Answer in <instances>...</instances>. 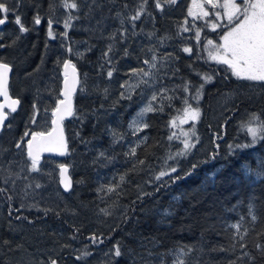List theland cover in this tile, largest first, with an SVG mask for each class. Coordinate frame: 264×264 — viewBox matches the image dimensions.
Masks as SVG:
<instances>
[{
    "label": "trees",
    "instance_id": "1",
    "mask_svg": "<svg viewBox=\"0 0 264 264\" xmlns=\"http://www.w3.org/2000/svg\"><path fill=\"white\" fill-rule=\"evenodd\" d=\"M5 2L14 12L0 30V60L12 68L9 91L19 106L0 132V188L5 189L0 193V264H47L50 258L58 264H264L256 247L264 245V175H258L264 173V141L231 155L228 147L251 142L240 126L252 113L264 117V84L239 80L209 58L204 45L207 39L217 43L222 30L213 32L205 21L190 18L186 0L174 5L159 0L161 9L156 0H75L78 10L64 9L61 0ZM142 3L140 19L131 21ZM16 15L28 31L19 32ZM37 15L40 26L34 23ZM69 15L77 18L66 30ZM152 55L156 68L145 78L151 87L141 85L131 99L121 98L127 91L121 84L136 81L128 74L134 68L149 70L144 61ZM65 59L75 64L80 80L75 115L63 122L67 152L62 159L42 157L39 171L31 172L26 148L16 143L26 144L25 131L50 128ZM204 75L213 78L204 83ZM201 84L200 98L194 99ZM153 92V107L163 111L148 112L130 127ZM185 99L201 110L194 128L192 122L185 126L194 132L195 146L169 160L183 144L168 140L174 131L168 122L185 107ZM170 161L177 168L173 177L183 178L156 180ZM61 164L72 180L68 192L58 182ZM237 223L239 233L231 227ZM116 247L120 257L114 255ZM82 251L90 255L78 260Z\"/></svg>",
    "mask_w": 264,
    "mask_h": 264
},
{
    "label": "snow or ice",
    "instance_id": "2",
    "mask_svg": "<svg viewBox=\"0 0 264 264\" xmlns=\"http://www.w3.org/2000/svg\"><path fill=\"white\" fill-rule=\"evenodd\" d=\"M19 2V0H17ZM147 0H145V3ZM166 3L176 4L177 0H165ZM61 4L66 10H78L79 5L72 0H61ZM156 8L161 9L162 5L159 0H156ZM14 11L12 8L8 6L5 0H0V14L2 18H0V25H4L7 22V14L9 12ZM144 11V3L139 5L138 10L134 15L130 17L131 21H136L140 19L142 12ZM187 15L191 17L193 20H203L205 21V26L210 28L213 32H216L218 29L222 30V34L219 35V43H214L212 39H207V43L204 45V51L208 52V56L211 60L215 61L217 64L225 65L228 70H230L231 75L239 80H245L250 82H259L264 84V0H191V3L187 9ZM77 17H73L71 15L68 16L64 21V28L67 30L72 27L71 21L76 19ZM188 21L186 20L185 23ZM15 23L19 26V32L24 33L28 31V29L22 23V19L20 15H16ZM34 23L39 25L41 23V17L37 15L34 18ZM53 21L50 19L48 21V36L50 38L54 37V33L52 31ZM184 31H189L188 28H184ZM64 36L67 37V31H65ZM195 37L199 41L201 38L200 28H197L195 31ZM3 47V45H0ZM67 51L69 53L73 52L72 48H68ZM112 51L111 46L107 52H104L103 55L108 57L109 52ZM185 53H192L193 49L190 47H185L183 49ZM127 54V53H126ZM78 56H82V53H76ZM157 57L152 55L151 61L145 60L144 64L148 65L149 70H145L144 68L132 69L128 74L130 79L131 77H136V81L133 83H129L126 80L123 84H121V88H125L127 91L121 93V98L131 99L132 92L137 88L141 87V85L151 87L149 84V80L145 79L152 76V72L150 70L156 68L155 61ZM63 89L60 92V96L63 99H57L55 103V107L52 109V128L49 131H25L23 134L24 137H31L26 141V144H22L20 142L16 143V148H26V155L28 160H30L29 171L37 172L39 171L38 165L40 164V154L42 152H57L59 155H65L67 152V142L64 138V129H63V121L66 117H71L75 115V109L72 103V96L77 90V86L79 84V79L76 74V66L70 60L65 59L63 61ZM115 69H113L114 71ZM11 71V66L0 60V96L4 97V103H0V129L5 126V122L9 117L10 113L17 111V105L19 104V100L11 99L9 96V73ZM113 71H109L107 73L108 77L111 78L113 76ZM212 76L204 75L202 79L204 83H208L212 80ZM204 84H201L196 89V96L194 99L199 100L201 95V90L203 89ZM163 91V90H162ZM183 91L188 92L189 86L185 84L183 87ZM171 99V97H161ZM157 100V94L153 92L149 103L141 110L140 113L137 114V117L133 118L130 127L137 123L138 118H142L146 113L153 111H163V108L156 109L153 107L154 101ZM185 107L183 108V114L181 116L173 117L169 122L168 126L171 129H176L178 126H183L192 122V127L194 128L195 122L199 120L201 116L200 108L193 107L188 103V100H184ZM5 108L9 111L6 112ZM34 110L37 106L33 105ZM33 122L36 120V115L34 114L32 117ZM177 121L179 123H177ZM144 127H148L147 124L143 125ZM241 130L246 133L248 137L251 138L250 143L245 144H236L229 145V154L231 155L235 149H246L255 145L258 141H264V117L260 114L252 113L248 121L244 122L240 126ZM139 130V129H136ZM190 135H194V132L185 131L181 127V132L178 135L176 131H172L168 136V140L171 142L173 140H181L183 144V148L177 151L175 154H170L168 156L169 160H175L177 157H184L188 154V152L195 146L190 142ZM181 136L183 139H181ZM220 138L219 136L217 137ZM23 139V137L21 138ZM136 154V148L131 149V155ZM103 156V153H101ZM218 153H212L210 159H215ZM140 164H143L144 161H139ZM197 165L192 164V170L196 169ZM169 170H160L159 174L155 177L156 180H162L164 177H168L172 182L176 180L182 179L179 174L173 177L172 174L177 173V168L171 165H168ZM67 168L61 164L60 165V183L64 186L65 191H67L71 184L66 176ZM192 174L191 171L185 173L186 176H190ZM13 175L9 174V178ZM18 176V174H15ZM258 175H264V173H258ZM121 181H123L124 177L122 176ZM8 180H5L7 183ZM14 183V182H13ZM37 188L40 187L39 184L36 185ZM118 187V185H117ZM5 191L4 188H0V193ZM109 192L115 191V188L109 187L107 189ZM27 194V193H25ZM9 200L12 199L11 196L8 197ZM48 211V210H46ZM105 215L109 213L102 209ZM249 212L251 213V206L249 207ZM11 215V212L9 213ZM22 217L17 216L16 219H21ZM23 219H27L23 217ZM252 220H256V216H252ZM232 228L236 229L237 233L240 232L241 225L239 223L232 224ZM247 230L245 229V232ZM241 240L243 239V235H241ZM93 244L97 243L98 238L93 235L90 237ZM5 243H8L5 241ZM240 247L243 248L244 245L241 243ZM257 249L262 250V254H264V245L256 244ZM90 253L88 251H82L80 256L77 257L78 260L84 259L89 256ZM114 255L116 257H120L122 252L119 247H116ZM247 255V253H244ZM47 264H58V261L54 258H50ZM174 264H185V261L178 260V262H174ZM235 264V262H232Z\"/></svg>",
    "mask_w": 264,
    "mask_h": 264
},
{
    "label": "water",
    "instance_id": "3",
    "mask_svg": "<svg viewBox=\"0 0 264 264\" xmlns=\"http://www.w3.org/2000/svg\"><path fill=\"white\" fill-rule=\"evenodd\" d=\"M4 25H0V30H1V28L3 27ZM67 60H70V59H67ZM71 61V60H70ZM11 71H12V68H11ZM11 71H10V73H9V81H10V77H11ZM63 72H64V69H63V64H62V74H63ZM76 74H77V77H78V79H79V74H78V70H77V68H76ZM63 81H64V76H62V81H61V89H60V92H61V90L63 89ZM80 81V80H79ZM78 86H79V84H78ZM78 86H77V88H78ZM9 87V86H8ZM9 96H10V98L11 99H17L16 97H12L11 96V94H10V91H9ZM73 97H74V94H73V96H72V103H73ZM60 99H63V97H61L60 96ZM18 100V99H17ZM0 103H4V97H2V96H0ZM18 106H19V104L16 106L17 108H18ZM73 106H74V104H73ZM6 110H8L7 108H5V111ZM7 112V111H6ZM70 117H66L65 118V120L64 121H66L67 119H69ZM51 120H52V118H51ZM63 121V122H64ZM52 128V124H51V122H50V128L47 130V131H49L50 129ZM3 129V128H2ZM2 129H0V132H1V130ZM64 129V128H63ZM31 137L29 136L28 137V139H30ZM64 138H65V132H64ZM65 140H66V138H65ZM66 155V154H65ZM65 155H59L57 152H55V151H53V152H42L41 154H40V159L42 158V157H46V156H49V157H53V158H57V159H62ZM66 168H67V166L65 165V164H63ZM66 176H67V179H68V181L70 182V184H71V187L67 190V191H65V189H64V186L60 183V179H61V177H60V166L58 167V182H59V185H60V187H61V189H62V191H64V192H68L71 188H72V180H71V177H70V175H69V173H68V168H67V173H66Z\"/></svg>",
    "mask_w": 264,
    "mask_h": 264
},
{
    "label": "rangeland",
    "instance_id": "4",
    "mask_svg": "<svg viewBox=\"0 0 264 264\" xmlns=\"http://www.w3.org/2000/svg\"><path fill=\"white\" fill-rule=\"evenodd\" d=\"M190 3H191V0H189V2H188V4L190 5ZM189 7V6H188ZM191 18V17H190ZM220 41H218L217 43H219ZM230 71V70H229ZM231 73V72H230ZM194 107V106H193ZM141 110L142 109H140L139 110V113L141 112ZM183 114V108L178 112V113H176L175 114V116L174 117H177V116H181ZM52 118V117H51ZM173 118V117H172ZM177 123H179L178 121H177ZM189 123H191V121H189ZM188 123V124H189ZM187 125V124H186ZM186 125H183V126H178L176 129H174V131H176L177 132V134L179 135L180 134V132H181V127H182V129L183 130H185L186 131V129H185V126ZM181 139H183V137H181ZM168 165H172L173 163L170 161V162H168L167 163ZM160 167H162V168H164L165 167V164L164 163H161L160 164Z\"/></svg>",
    "mask_w": 264,
    "mask_h": 264
},
{
    "label": "flooded vegetation",
    "instance_id": "5",
    "mask_svg": "<svg viewBox=\"0 0 264 264\" xmlns=\"http://www.w3.org/2000/svg\"><path fill=\"white\" fill-rule=\"evenodd\" d=\"M188 2H189V0H186V3H187V9H188V6H189ZM38 26H40V24H39Z\"/></svg>",
    "mask_w": 264,
    "mask_h": 264
},
{
    "label": "bare ground",
    "instance_id": "6",
    "mask_svg": "<svg viewBox=\"0 0 264 264\" xmlns=\"http://www.w3.org/2000/svg\"><path fill=\"white\" fill-rule=\"evenodd\" d=\"M22 3V2H21ZM24 7V6H23ZM18 8V7H17ZM14 12V11H13ZM18 12V11H17Z\"/></svg>",
    "mask_w": 264,
    "mask_h": 264
}]
</instances>
